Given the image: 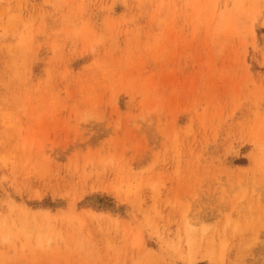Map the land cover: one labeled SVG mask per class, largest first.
Returning a JSON list of instances; mask_svg holds the SVG:
<instances>
[{"label": "rangeland", "instance_id": "rangeland-1", "mask_svg": "<svg viewBox=\"0 0 264 264\" xmlns=\"http://www.w3.org/2000/svg\"><path fill=\"white\" fill-rule=\"evenodd\" d=\"M0 264H264V0H0Z\"/></svg>", "mask_w": 264, "mask_h": 264}]
</instances>
